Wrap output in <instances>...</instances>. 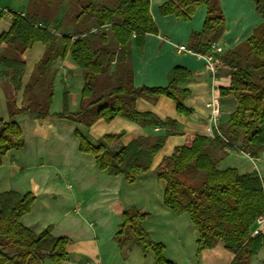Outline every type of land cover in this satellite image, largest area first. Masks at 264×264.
Instances as JSON below:
<instances>
[{
    "label": "trees",
    "instance_id": "1",
    "mask_svg": "<svg viewBox=\"0 0 264 264\" xmlns=\"http://www.w3.org/2000/svg\"><path fill=\"white\" fill-rule=\"evenodd\" d=\"M65 1L69 6L64 17L72 20L59 34L52 28L64 24L61 12ZM252 1L263 19L261 26L249 39L220 57L231 76L230 85L222 88L220 95L233 96L236 111L219 124L213 137L189 135L184 146L176 148L156 169L158 179L166 183L165 205L176 214L187 213L198 228V253L206 264H252V259L264 249V235H253L258 218L264 215V179L257 171L241 174L234 168L218 167L227 150L253 159L264 153V0ZM150 4L151 0H30L25 15L11 13L12 27L0 37V66L12 88L7 97L9 121L0 118V164L9 151L25 146L18 116L28 115L40 121L68 120L87 128L98 120L111 122L123 117L144 128L166 127V135L140 137L113 150V143L122 134L105 135L95 146L76 133L80 151L92 154L100 170L110 176H123L128 183L152 170L154 157L167 137L176 134L177 123L138 112L137 101L156 102L164 96L175 104L179 115L190 116L193 112L184 103L188 90L180 87L192 72L183 67L168 73L165 87L134 86L132 40L143 46L146 35L158 34ZM201 6L207 7V17L202 31L192 34L188 50L206 55L224 29L219 0H168L160 7V14L190 21ZM8 14L0 8V20ZM36 43H42L46 53L35 68L26 95L32 85L43 81L46 97L36 105L18 107L17 96L26 70L25 53ZM67 56L83 71L79 110L70 111L68 93H64L62 110L52 113L54 75L50 70L55 61ZM35 201L34 192L0 194V264L66 261L68 238H56L50 229L35 234L22 223ZM120 213L124 221L114 240L125 257L130 246L135 245L144 254L153 253L156 264H174L165 258V247L153 241L143 228L148 213L137 209Z\"/></svg>",
    "mask_w": 264,
    "mask_h": 264
},
{
    "label": "crops",
    "instance_id": "2",
    "mask_svg": "<svg viewBox=\"0 0 264 264\" xmlns=\"http://www.w3.org/2000/svg\"><path fill=\"white\" fill-rule=\"evenodd\" d=\"M29 1L0 0V8L10 12L0 20V37L12 27L11 13L25 15ZM167 1L151 0L150 12L158 34L146 35L143 46L132 40L133 83L136 88L165 87L168 73L176 67H183L192 72L180 87L188 90L184 103L193 113L179 115L175 104L164 96L156 102L137 101L138 112L177 123L176 134L167 137L164 147L154 157L150 172L138 175L134 183H128L123 176H110L97 167L92 154L80 151L76 133L95 146L105 135L122 134V138L111 147L119 150L140 137L164 136L166 127L144 128L123 117L111 122L98 120L90 128L56 118L40 121L28 115L17 117L25 146L22 150L9 151L2 158L0 194L10 191L35 193L36 201L22 223L35 234L50 229L52 236L70 240L66 261L56 264H156L153 253L144 254L135 245L130 246L125 257L114 240L124 221L120 210L130 209L148 213L143 228L153 241L165 247L164 255L168 261L206 264L204 256L198 253V228L187 213L176 214L165 205L166 183L158 179L156 169L176 148L184 146L189 135L213 137L219 124L236 111V99L220 95V90L231 83L229 68L220 57L249 39L263 19L252 0H219L225 24L217 44L223 47V52L214 55L215 72H211L206 55L178 50L180 46L188 49L192 34L202 31L207 7H199L190 21H184L174 15L160 14V7ZM45 53L46 47L42 43H36L26 51V70L22 90L17 96L18 107L44 101L43 81L32 85L27 95L26 88ZM50 72L54 75L51 112L62 110L64 93H68L70 111L78 112L84 85L80 66L67 56L55 61ZM11 90L9 78L0 66V118L5 121L10 118L7 97ZM227 151L224 157L217 154L221 170L234 168L241 174L257 171L264 179V153L253 159L245 153ZM261 233L264 235V225ZM262 254L264 249L252 259V264Z\"/></svg>",
    "mask_w": 264,
    "mask_h": 264
},
{
    "label": "built area",
    "instance_id": "3",
    "mask_svg": "<svg viewBox=\"0 0 264 264\" xmlns=\"http://www.w3.org/2000/svg\"><path fill=\"white\" fill-rule=\"evenodd\" d=\"M178 50L179 51H183V52H187L188 51V49L186 47H183V46L178 47ZM222 52H223V47L218 45L217 43H214L211 46L210 51H208V53L206 54L207 61H208V68H209V70L211 72H215V67H214V64H213L214 55L216 53H222ZM215 103H216V101H215ZM263 225H264V215L258 218L257 225H256L257 228L253 232V235H257L259 232H261V226H263Z\"/></svg>",
    "mask_w": 264,
    "mask_h": 264
},
{
    "label": "rangeland",
    "instance_id": "4",
    "mask_svg": "<svg viewBox=\"0 0 264 264\" xmlns=\"http://www.w3.org/2000/svg\"><path fill=\"white\" fill-rule=\"evenodd\" d=\"M63 5L64 6L62 8L61 17L63 18L62 21L64 24L61 28H59V26L58 27L53 26V28H52L54 31H56L59 34L63 33L65 31L63 27L67 26L69 24V22H71V20H72V17H70V16L68 18L64 17V14L66 13L67 8L69 6L67 1H65V4H63ZM26 13H27V11H26ZM8 254H10V253H8ZM253 264H264V254H262V256L260 258H257L255 261H253Z\"/></svg>",
    "mask_w": 264,
    "mask_h": 264
}]
</instances>
